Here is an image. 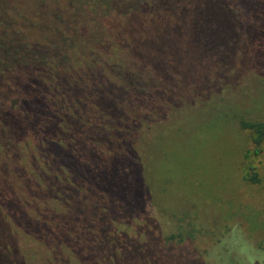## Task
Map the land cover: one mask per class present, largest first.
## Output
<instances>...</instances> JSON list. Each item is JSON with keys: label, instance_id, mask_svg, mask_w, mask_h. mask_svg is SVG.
Here are the masks:
<instances>
[{"label": "trees", "instance_id": "16d2710c", "mask_svg": "<svg viewBox=\"0 0 264 264\" xmlns=\"http://www.w3.org/2000/svg\"><path fill=\"white\" fill-rule=\"evenodd\" d=\"M252 74L264 0H0V264H137L153 137Z\"/></svg>", "mask_w": 264, "mask_h": 264}, {"label": "rangeland", "instance_id": "374dc122", "mask_svg": "<svg viewBox=\"0 0 264 264\" xmlns=\"http://www.w3.org/2000/svg\"><path fill=\"white\" fill-rule=\"evenodd\" d=\"M245 123H264L260 74L153 137V220L142 217L137 264H264V138Z\"/></svg>", "mask_w": 264, "mask_h": 264}]
</instances>
